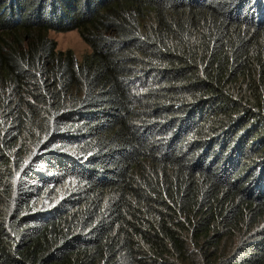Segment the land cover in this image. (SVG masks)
I'll use <instances>...</instances> for the list:
<instances>
[{"label": "trees", "instance_id": "trees-1", "mask_svg": "<svg viewBox=\"0 0 264 264\" xmlns=\"http://www.w3.org/2000/svg\"><path fill=\"white\" fill-rule=\"evenodd\" d=\"M0 264H264V0H0Z\"/></svg>", "mask_w": 264, "mask_h": 264}, {"label": "rangeland", "instance_id": "rangeland-1", "mask_svg": "<svg viewBox=\"0 0 264 264\" xmlns=\"http://www.w3.org/2000/svg\"><path fill=\"white\" fill-rule=\"evenodd\" d=\"M48 37L56 42V50H71L78 60L83 55L90 52V47L86 44L76 30L66 32L49 31Z\"/></svg>", "mask_w": 264, "mask_h": 264}]
</instances>
